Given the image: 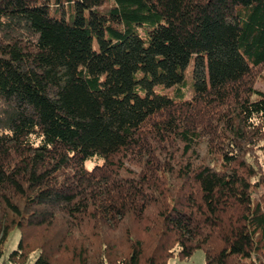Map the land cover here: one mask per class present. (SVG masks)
Returning <instances> with one entry per match:
<instances>
[{
	"label": "trees",
	"instance_id": "16d2710c",
	"mask_svg": "<svg viewBox=\"0 0 264 264\" xmlns=\"http://www.w3.org/2000/svg\"><path fill=\"white\" fill-rule=\"evenodd\" d=\"M261 67L264 0H0V258L264 264Z\"/></svg>",
	"mask_w": 264,
	"mask_h": 264
},
{
	"label": "rangeland",
	"instance_id": "374dc122",
	"mask_svg": "<svg viewBox=\"0 0 264 264\" xmlns=\"http://www.w3.org/2000/svg\"><path fill=\"white\" fill-rule=\"evenodd\" d=\"M186 81L189 85L192 84V69L191 67L188 68L186 71ZM255 87L264 91V67L258 68L255 76ZM159 92L169 94L171 97L176 96L175 87L171 88H164L161 86L157 87ZM255 158L257 160L259 174L261 175V190L264 191V138L261 140L258 148L256 149ZM20 238V233L15 232L9 240L8 247L6 254L3 258H0V264H12L8 260V253L9 251L17 244ZM32 241L40 240V234H32L31 235ZM35 255V253L33 254ZM169 264H205V252L202 249L196 250L194 254L189 258H181L180 256H174L170 259Z\"/></svg>",
	"mask_w": 264,
	"mask_h": 264
}]
</instances>
